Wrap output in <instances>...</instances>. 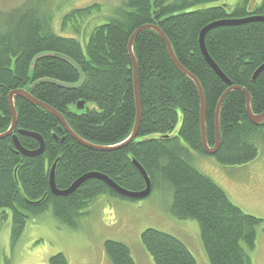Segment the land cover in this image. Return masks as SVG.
<instances>
[{"label":"trees","instance_id":"trees-1","mask_svg":"<svg viewBox=\"0 0 264 264\" xmlns=\"http://www.w3.org/2000/svg\"><path fill=\"white\" fill-rule=\"evenodd\" d=\"M207 1L212 0H124L112 19L93 28L83 46L75 37L54 32L51 13L30 5L5 12L0 17V133L8 130L13 117L9 92L25 88L61 113L75 134L86 141L109 146L126 139L137 114L128 43L138 27L154 24L167 35L179 63L203 86L206 139L213 146L216 106L230 86L247 89L254 113L264 110V70L253 80L255 71L264 63V22L218 26L206 34L207 52L230 84L201 52V30L213 21L264 16V0L190 9ZM94 8L99 5L65 14L63 29L73 22H83ZM76 30L80 33V29ZM133 45L142 116L137 137L126 146L109 151L86 147L67 133L55 114L15 97V132L24 129L39 134L44 138L45 150L28 157L17 151L13 137L0 138V221L7 215L5 210L10 209L13 241L19 238L30 216L45 213L48 208L56 219L77 227L82 210L100 193L138 198L121 196L97 178H90L68 196H56L49 179L55 161L58 160L54 179L59 189H67L84 174L101 172L120 187L142 191L145 179L133 162L136 159L149 175L152 191L165 183L172 187L173 214L197 220L211 264H252L243 245L255 248L263 220L230 200L223 187L194 162L197 153L209 155L203 148L198 87L174 64L162 37L154 30L139 32ZM42 52L63 53L74 59L85 73L84 84L73 90L48 82L31 87L41 78L72 84L79 81L74 67L52 56L40 57L31 69L32 59ZM79 100L86 101L82 110L76 106ZM89 102L95 107H89ZM221 107V144L212 156L225 166L251 162L259 155L257 141L264 138V122L260 126L253 124L247 114L246 95L240 89L230 91ZM17 136L25 148H39L35 137ZM141 241L156 264H198L184 241L168 232L146 228ZM105 251L112 264H136L125 243L106 240ZM50 263L68 264V260L59 252L50 258Z\"/></svg>","mask_w":264,"mask_h":264},{"label":"rangeland","instance_id":"rangeland-1","mask_svg":"<svg viewBox=\"0 0 264 264\" xmlns=\"http://www.w3.org/2000/svg\"><path fill=\"white\" fill-rule=\"evenodd\" d=\"M124 0H0V17L19 6H33L51 13V26L56 34L75 37L82 46L97 25L112 19ZM240 0H212L190 9L211 7L227 2L234 6ZM262 0H253L260 3ZM98 4L83 22H73L63 29L62 19L73 9ZM80 29V33L76 29ZM89 107H95L91 102ZM180 124L177 125V128ZM259 155L251 162L225 166L212 155L195 154V165L228 193L230 200L246 213L263 220L257 232L254 249L247 252L252 264H264V138L257 141ZM173 189L165 183L143 199L120 198L108 192L93 198L83 209L77 227L56 219L52 209L30 216L23 232L12 240V214L0 221V264H51L50 258L62 252L68 264H112L105 251L106 240L127 244L136 264H156L141 241L146 228L159 229L182 239L191 249L198 264H211L201 238L197 220L176 217L172 212ZM2 218V215H0ZM14 242V243H13Z\"/></svg>","mask_w":264,"mask_h":264},{"label":"water","instance_id":"water-1","mask_svg":"<svg viewBox=\"0 0 264 264\" xmlns=\"http://www.w3.org/2000/svg\"><path fill=\"white\" fill-rule=\"evenodd\" d=\"M256 21H262L264 22V16L263 15H247L245 16V18L242 19H224V20H219V21H213V23H210L209 25H206L205 27L202 28V32L200 33V38H199V42H200V49L201 52L204 54L207 62L212 66V68L214 69V71H216L217 74H219L221 76V78L227 82L228 84H230V80L228 79L227 76H225V74L222 73V71L220 70V68L218 67L217 63H214V61L212 60L210 54L207 52V48H206V43L204 42L205 40V36L206 34L209 32V30H212L214 27H218V26H224V25H235V24H246L247 22H256ZM148 29H152L154 30L156 33L160 34V36L162 37L164 43L167 46V50L168 53L170 54L173 62L175 65H177V67L179 68V70L181 72H183L184 74L188 75L193 82H195L196 86L198 87L199 90V96L201 97V114H200V118H201V129H202V140H203V148L204 151L208 154H215L218 151V147L221 144V128H220V111H221V105L223 103V101L225 100V98L227 97V94L230 91L233 90H242V92L244 93V95H246V105H247V114L250 117L251 121L253 122V124H255L256 126H260L262 124V122H264V110L262 112H260L259 114H256L253 112L252 109V105H251V94L247 91V89L237 85V86H230L227 91H225L222 94V97L219 99L218 103H217V110L215 113V129H216V142L213 146L209 145L208 140L206 139V97L204 96V90H203V86H201L198 78L195 75H192L183 65H181L177 59V56L174 52L173 49V45L172 43L169 41L167 35L162 31V29L159 26H156L154 24H147V25H142L140 27L137 28V30H135L133 32L132 37L129 40V54L132 58V62H133V67H134V74H133V78H134V90H135V99H136V110H137V114H136V119H135V125L133 130L131 131L132 133L130 134V137L128 139H126L125 141H123L122 143H120V145L117 146H103V145H95L92 144L91 142H89L88 140L86 141L85 139H83L82 137H80L79 135L75 134L73 132V130L71 129L70 125L67 123L65 117L57 112L54 108H52L51 106H49L48 104L39 101L37 98H35L32 93H29L27 89H17V90H12L9 92V105H11V110H12V121L10 124V129L7 132H3L0 133V138H5L9 135H11L12 131L14 128H16V124H17V119H18V115H17V111H16V106L14 105V98L16 96L18 97H22L24 98L26 101L38 105L40 107L45 108L47 111H49L51 114H55L59 120L60 123L63 125V127L66 129V131L73 136V138L75 140H77L78 142H80L82 145L84 146H88L92 149L95 150H109V149H117L120 148L121 146H125L127 144H129V142H131L132 140H134L137 135H138V129L140 127L141 124V115H142V110H141V99H140V88H139V77H138V66H137V59L136 56L134 55V41L138 35L139 32L143 31V30H148ZM43 56H49V57H54L57 59H61L66 61L67 63H69L72 67H74V69L77 70L78 74H79V81L75 82L74 84H70L67 82H61L55 79H49V78H41V80H37L35 81L31 87H35L37 85H40L43 82H48V83H54L56 85H59L60 87H64L67 89H74V88H78L80 86H82L85 82V74L83 73V70L80 68V66L78 65V63L72 59L69 58L68 56H66L65 54H60V53H56V52H42L39 55H36L32 60L31 63V69H33L34 65L37 63V61L40 59V57ZM264 70V63L262 65H260L258 67V69L255 71V74L253 76V80H255L259 74L261 73V71ZM85 105V102L83 100L78 101L77 106L79 109H83ZM23 134L29 136V137H35L38 141H39V148L36 150H28L27 148H25L24 146L21 145L19 138L16 135H13V142L15 147L17 148V151L20 153H23L26 156L29 157H33V156H37L40 154H43L44 150H45V141L44 138L42 136H40L39 134L35 133V132H29V131H25L22 130L21 131ZM134 164L137 166L139 172L141 173V175L144 176L145 178V189L143 191H130L124 187H120L112 178L106 176L105 174L99 172H89L88 174L82 175L80 177H78V180L76 182H74L70 187H68L67 189H59L56 186V182H55V170H56V162L55 164L52 166V170H51V174H50V188L53 191V193L57 196H68V194L74 193L76 192V190H78V187L81 186L84 182H86L87 180H89L90 178H97V179H101L103 180L109 188H113L118 194L120 195H124L126 197L129 198H144L145 196H148L151 191H152V184H151V180L149 175H147L146 170L144 169V167L142 165H140L136 159H133Z\"/></svg>","mask_w":264,"mask_h":264},{"label":"bare ground","instance_id":"bare-ground-1","mask_svg":"<svg viewBox=\"0 0 264 264\" xmlns=\"http://www.w3.org/2000/svg\"><path fill=\"white\" fill-rule=\"evenodd\" d=\"M236 19H242V18H236ZM209 25V24H208ZM205 27V26H204ZM200 38V37H199ZM63 54V53H62ZM70 58V57H69ZM206 59V58H205ZM79 65V64H78ZM81 68V67H80ZM84 73V72H83ZM85 74V73H84ZM80 78V77H79ZM52 79H54V78H52ZM55 80H57V79H55ZM59 81V80H58ZM62 82V81H61ZM65 82V81H64ZM78 82V81H77ZM68 83V82H67ZM70 84H72V83H70ZM20 89H22V88H20ZM23 89H25V88H23ZM227 91V90H226ZM18 97V96H17ZM85 104H86V101H85ZM14 105L16 106V104H15V98H14ZM84 107H85V105H84ZM42 108V107H41ZM79 109V108H78ZM84 109V108H83ZM80 110H82V109H80ZM49 112V111H48ZM142 116V115H141ZM13 118V117H12ZM136 119V118H135ZM12 121V120H11ZM11 124V123H10ZM17 125V124H16ZM17 127V126H16ZM62 127H63V125H62ZM64 128V127H63ZM10 129V126H9V128H8V130ZM15 129L16 128H14L13 129V131H12V133H11V135H9V136H7V137H13V135H16L17 136V133H19V134H23L21 131L22 130H24V129H21V130H18V132L16 133L15 132ZM65 129V128H64ZM72 129V128H71ZM8 130H6L5 132H7ZM66 130V129H65ZM25 131H27V130H25ZM74 132V131H73ZM3 133V132H2ZM68 133V132H67ZM75 133V132H74ZM132 133V132H131ZM69 134V133H68ZM25 135V134H24ZM27 136V135H26ZM18 137V136H17ZM73 137V136H72ZM81 137V136H80ZM130 137V135L126 138V139H128ZM6 138V137H5ZM19 138V137H18ZM126 139H124V140H122V141H120V143H122L123 141H125ZM90 142V141H89ZM92 143V142H91ZM120 143H118V144H115V145H109V146H117V145H120ZM130 143V142H129ZM93 144V143H92ZM96 145V144H95ZM98 145H100V144H98ZM128 145V144H127ZM108 146V147H109ZM126 146V145H125ZM44 147H45V145H44ZM122 147V146H121ZM38 149V148H37ZM118 149V148H117ZM29 150V149H28ZM33 150H36V149H33ZM33 150H31V151H33ZM109 150H114V149H109ZM108 150V151H109ZM44 153V152H43ZM209 154V153H208ZM207 154V155H208ZM216 154V153H215ZM215 154H209V155H215ZM41 155V154H40ZM38 156V155H37ZM29 157V156H28ZM57 161L58 160H56L55 162L57 163ZM55 164V163H54ZM53 164V165H54ZM52 168V167H51ZM56 168V167H55ZM145 169V168H144ZM52 170V169H51ZM56 171V170H55ZM98 173V172H97ZM50 174H51V172H50ZM88 174V173H87ZM141 174V173H140ZM85 175V174H84ZM148 175V174H147ZM144 177V176H143ZM49 179H50V176H49ZM145 179V178H144ZM78 180V179H77ZM76 180V181H77ZM50 181H51V179H50ZM75 181V182H76ZM88 181V180H87ZM70 187V186H69ZM113 189V188H112ZM64 190V189H63ZM114 190V189H113ZM77 191V190H76ZM115 191V190H114ZM143 191V190H142ZM116 192V191H115ZM137 192H139V191H137ZM117 193V192H116ZM72 194V193H71ZM120 195V194H119ZM122 196V195H121ZM124 196V195H123ZM146 197V196H145ZM139 199H143V198H139Z\"/></svg>","mask_w":264,"mask_h":264}]
</instances>
